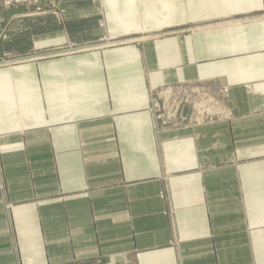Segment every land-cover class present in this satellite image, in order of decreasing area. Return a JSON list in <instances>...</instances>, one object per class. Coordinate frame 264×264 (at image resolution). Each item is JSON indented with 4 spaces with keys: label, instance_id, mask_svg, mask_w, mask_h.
<instances>
[{
    "label": "crops",
    "instance_id": "obj_1",
    "mask_svg": "<svg viewBox=\"0 0 264 264\" xmlns=\"http://www.w3.org/2000/svg\"><path fill=\"white\" fill-rule=\"evenodd\" d=\"M40 2L35 51L100 48L0 66V264H264V0ZM182 85L227 116L162 126Z\"/></svg>",
    "mask_w": 264,
    "mask_h": 264
},
{
    "label": "rangeland",
    "instance_id": "obj_2",
    "mask_svg": "<svg viewBox=\"0 0 264 264\" xmlns=\"http://www.w3.org/2000/svg\"><path fill=\"white\" fill-rule=\"evenodd\" d=\"M20 2V5H7L5 0H0V66L16 64L55 54H67L71 52H78L80 50L100 48L97 45L81 47L63 46L50 50L45 49L35 51L32 38L39 35V31L36 33L37 30H21L19 37H17L15 30L10 31V24H6L3 12L4 10H16L21 8L26 12L25 16L28 18L37 17V15H44L47 12L43 10L40 0H20ZM48 5L51 6V3L48 2ZM51 15H53V17L57 20H60L62 14H60V12H55L54 14L51 13ZM13 19L17 21L16 17ZM30 22L31 21H28L29 25L32 24ZM140 40L141 39L137 40V42ZM167 88H171L172 91V94L168 97H166L167 95H164V90ZM224 93L225 91L220 93L219 97H215L207 90L203 89V87L198 86L196 88H192L187 85H182L179 90L173 89L172 86L162 87L152 90L151 95L153 111L156 120L164 127L171 125V123L176 120H179L180 122H191L198 125L213 119L227 116L226 111L220 108V103L224 100V95L226 94ZM181 99H183V101H185V99L188 101L186 103L184 102V104L182 103V105H177V102H181ZM164 103H167V106L181 107L179 109H176L175 107L173 109H162L161 105ZM155 105H158V109H156Z\"/></svg>",
    "mask_w": 264,
    "mask_h": 264
},
{
    "label": "built area",
    "instance_id": "obj_3",
    "mask_svg": "<svg viewBox=\"0 0 264 264\" xmlns=\"http://www.w3.org/2000/svg\"><path fill=\"white\" fill-rule=\"evenodd\" d=\"M6 1V4L9 5V4H18L20 5V0H5ZM0 23H1V8H0ZM171 88H167L164 90V95H167L166 97L170 96L172 93H171ZM179 94V93H178ZM188 100L185 99V101H183V99H181V102H177V105H182V103L184 104V102L186 103ZM176 103V102H174ZM167 103H164L162 106V109H173L174 107L176 109H179L181 106H167L166 105ZM156 109H158V105H155Z\"/></svg>",
    "mask_w": 264,
    "mask_h": 264
}]
</instances>
